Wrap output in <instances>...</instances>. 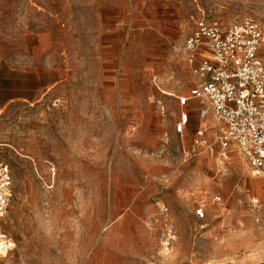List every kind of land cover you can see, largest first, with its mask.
<instances>
[{"label": "rangeland", "instance_id": "obj_1", "mask_svg": "<svg viewBox=\"0 0 264 264\" xmlns=\"http://www.w3.org/2000/svg\"><path fill=\"white\" fill-rule=\"evenodd\" d=\"M200 17L255 19L264 59V0H0V264H264V180L176 131Z\"/></svg>", "mask_w": 264, "mask_h": 264}, {"label": "built area", "instance_id": "obj_2", "mask_svg": "<svg viewBox=\"0 0 264 264\" xmlns=\"http://www.w3.org/2000/svg\"><path fill=\"white\" fill-rule=\"evenodd\" d=\"M263 31L253 18L245 17L223 27L217 21L200 17L194 30L185 39L184 50L197 85L187 95L178 96L182 106L176 123L177 133L183 135L189 126L192 101L199 107L198 117L205 120L209 111L217 123L208 135V125L198 128L193 143L203 151L219 146L220 164L229 160L228 151L235 147L248 161L252 176L264 180V59L260 55ZM201 48L209 55L199 57ZM14 198V178L8 165L0 161V260L9 258L16 248L14 237L5 228L9 206ZM214 202H221L219 195ZM167 213L169 206L161 205ZM195 214L206 215L204 204ZM175 239L173 228H167L164 247L170 251Z\"/></svg>", "mask_w": 264, "mask_h": 264}, {"label": "crops", "instance_id": "obj_3", "mask_svg": "<svg viewBox=\"0 0 264 264\" xmlns=\"http://www.w3.org/2000/svg\"><path fill=\"white\" fill-rule=\"evenodd\" d=\"M195 28V27H194ZM194 30V29H193ZM192 30V31H193ZM191 31V32H192ZM190 32V33H191ZM189 33V34H190ZM188 34V35H189ZM187 38V37H186ZM186 55V54H185ZM209 55V53H208V50L206 49V48H201V50L199 51V53H198V56L199 57H207ZM262 57V56H261ZM185 61H186V63L189 65V67L191 68V70H192V65L187 61V56L185 57ZM195 81V83H194V85L192 86V88L194 87V86H196L197 85V78H196V80H194ZM194 106V107H193ZM202 106H207V102H204V104L200 101V100H195V101H192V105L191 106H189V109L191 110V119H193L194 120V123H195V125L197 126V128H196V130L198 129V128H200L201 126H203V125H208V127H209V133H208V135L211 137V131H213L215 128H216V126H217V123L215 122V123H212V121L210 120L209 122H207V123H204V124H202L201 125V123H203V121L204 120H202V119H200L199 117H198V114H197V110H198V108L199 107H202ZM210 112L211 111H209V113H208V115L210 114ZM193 115H196V117L198 118H195V117H193ZM211 115H212V117H213V114H212V112H211ZM209 117V116H208ZM207 117V118H208ZM191 119H190V123H189V126H188V128L191 126ZM214 119V118H213ZM188 130V129H187ZM196 130H195V132H196ZM195 134V133H194ZM217 147V146H216ZM216 147L214 148V150L213 151H209V152H207V151H205V152H207V154L210 156V157H215L216 158V160H217V167H218V171H219V173H220V171H224V170H226V168H228V165H229V162H230V160H231V154L232 153H237L239 156H240V158H237V157H234V159L236 160V159H238V160H236V161H238V162H241V159H244L245 157L233 146V147H231V149L228 151V153H229V160H227L226 162H225V165L224 164H220V158H219V151H216ZM217 152H218V154H217ZM237 156V155H236ZM246 159V158H245ZM247 160V159H246ZM247 163H248V161H247ZM248 167L250 168V166H249V163H248ZM221 174H223V172L221 173ZM254 177V176H253ZM259 179V178H258Z\"/></svg>", "mask_w": 264, "mask_h": 264}, {"label": "bare ground", "instance_id": "obj_4", "mask_svg": "<svg viewBox=\"0 0 264 264\" xmlns=\"http://www.w3.org/2000/svg\"><path fill=\"white\" fill-rule=\"evenodd\" d=\"M237 158H239L238 156H236ZM248 169H249V171H250V173H251V170H250V168L248 167ZM251 175H252V173H251ZM256 178V177H255Z\"/></svg>", "mask_w": 264, "mask_h": 264}]
</instances>
